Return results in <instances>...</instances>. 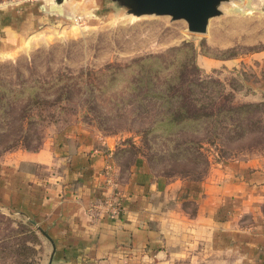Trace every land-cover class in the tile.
Here are the masks:
<instances>
[{"label": "rangeland", "instance_id": "374dc122", "mask_svg": "<svg viewBox=\"0 0 264 264\" xmlns=\"http://www.w3.org/2000/svg\"><path fill=\"white\" fill-rule=\"evenodd\" d=\"M51 2L64 13L38 8V25L0 58V161L71 127L110 139L123 168L145 161L165 179L201 181L215 165L264 160V0L223 5L206 33L170 16L127 15L112 0ZM147 55L159 59L124 69ZM162 83L181 90L166 100L146 93ZM169 113L203 117L150 132ZM52 250L30 220L0 209V264H48Z\"/></svg>", "mask_w": 264, "mask_h": 264}, {"label": "crops", "instance_id": "0c3cea01", "mask_svg": "<svg viewBox=\"0 0 264 264\" xmlns=\"http://www.w3.org/2000/svg\"><path fill=\"white\" fill-rule=\"evenodd\" d=\"M41 1L0 0V58L38 25V8L57 12ZM97 136L71 127L0 161V209L41 226L55 264H264V160L224 162L201 181L165 179L145 161L123 168ZM109 165L122 210L94 218L92 202L114 190Z\"/></svg>", "mask_w": 264, "mask_h": 264}, {"label": "water", "instance_id": "95a60500", "mask_svg": "<svg viewBox=\"0 0 264 264\" xmlns=\"http://www.w3.org/2000/svg\"><path fill=\"white\" fill-rule=\"evenodd\" d=\"M126 10L127 15L170 16L172 20H185L188 30L206 33L212 18L222 15L221 5L233 0H112ZM31 221V220H30ZM32 222V221H31ZM51 240V237L36 222H32ZM56 248L53 247L48 264L54 261Z\"/></svg>", "mask_w": 264, "mask_h": 264}, {"label": "trees", "instance_id": "16d2710c", "mask_svg": "<svg viewBox=\"0 0 264 264\" xmlns=\"http://www.w3.org/2000/svg\"><path fill=\"white\" fill-rule=\"evenodd\" d=\"M158 60V56L154 55H147L144 57L139 58L138 60L133 61L131 65H126L124 69L131 70L132 67H138L141 63H147L151 60ZM204 79H201L203 81ZM128 90H134V91H144V89H140L139 87L135 86V84H131L130 89ZM180 88L173 87V86H164V84L159 85H150L146 88V93L149 95H153L155 99L157 100H166L168 98V93H171L172 96L178 95L180 92ZM168 105L169 103L167 101H164L161 105ZM171 107V106H170ZM224 113H232L233 109H229L228 111L224 110ZM212 116L211 114H203ZM162 118H156L153 122L152 126L150 127V132H154L157 129H161L163 134H173V132L178 130H186V128H189L191 125L198 123L202 119L203 116H193L184 118L182 120L173 119L172 113L164 114L161 116Z\"/></svg>", "mask_w": 264, "mask_h": 264}, {"label": "built area", "instance_id": "2783aa9c", "mask_svg": "<svg viewBox=\"0 0 264 264\" xmlns=\"http://www.w3.org/2000/svg\"><path fill=\"white\" fill-rule=\"evenodd\" d=\"M105 185L106 188L116 189L117 181L113 176L110 165L105 169ZM114 189V190H115ZM111 194H105L103 197L95 199L90 206V214L94 218L102 215H116L122 210V203L119 199L120 193L115 190Z\"/></svg>", "mask_w": 264, "mask_h": 264}, {"label": "bare ground", "instance_id": "6f19581e", "mask_svg": "<svg viewBox=\"0 0 264 264\" xmlns=\"http://www.w3.org/2000/svg\"><path fill=\"white\" fill-rule=\"evenodd\" d=\"M232 2V1H231ZM227 3H230V2H225V3H223L222 5H221V8L223 7V5H225V4H227ZM53 10H55V11H57V12H62V8L60 7V6H54V9ZM240 10V9H239ZM212 20V19H211ZM211 22V21H210Z\"/></svg>", "mask_w": 264, "mask_h": 264}]
</instances>
